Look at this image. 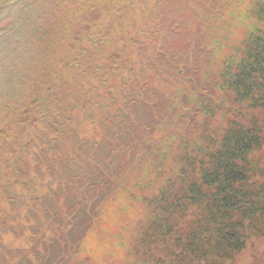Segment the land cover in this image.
Listing matches in <instances>:
<instances>
[{
    "label": "trees",
    "instance_id": "trees-1",
    "mask_svg": "<svg viewBox=\"0 0 264 264\" xmlns=\"http://www.w3.org/2000/svg\"><path fill=\"white\" fill-rule=\"evenodd\" d=\"M174 5L179 20L168 10L169 26L131 34L89 1V58L74 48L69 62L87 68L89 92L79 66L70 104H46L74 130L48 126L40 99L0 107V138L13 144L0 156V225L29 230L33 248L21 253L32 264H85L84 237L120 226L116 205L140 214L108 233L122 264H264V0ZM71 12L75 27L84 11L71 2ZM55 214L67 224L58 233Z\"/></svg>",
    "mask_w": 264,
    "mask_h": 264
},
{
    "label": "rangeland",
    "instance_id": "rangeland-1",
    "mask_svg": "<svg viewBox=\"0 0 264 264\" xmlns=\"http://www.w3.org/2000/svg\"><path fill=\"white\" fill-rule=\"evenodd\" d=\"M22 3H26V2L22 1ZM63 10L64 9L62 7L58 8V11L55 13L56 18L58 17L60 13L63 12ZM39 12L40 10L28 8L22 14L17 13L16 14L18 17L17 23L19 24L20 27L16 34V37H13L11 39L10 38L1 39L2 37L0 38V66H2V71L0 70V78L2 77V79L0 80V88H1V92H4L5 96H7V92L9 90V87L7 86L6 82H12V78L15 84H22V83L28 82L27 90L25 88V91L29 92L30 90L33 89V90H36V94H37L39 88L34 89V87L36 86V83L45 79V76L41 71V68L44 66V62L49 60L50 57L51 58L56 57L55 52H57V54H60L62 48H59V47L62 46L64 48L66 44V40L62 37L60 33L57 36H54L52 35L50 29L48 27H45L40 38L39 36L35 38L34 46L33 48L31 47L30 41H29V36H30L29 30L31 28V23L25 25L22 22L24 19L34 17V15ZM7 14L8 13H4L3 15H1L0 21L3 18L7 17ZM3 31L4 29L0 30V35L3 33ZM8 46H9V49L5 48ZM10 64H13L16 67V70L12 75H9V73L11 72V70L9 69ZM58 92L63 93L61 91V88ZM65 99H61V100H65ZM77 114L78 113L75 111L70 113V115H73L78 121L83 120L85 118L84 113L78 114L79 116ZM33 126L35 127L34 124ZM63 128L65 131L74 130L73 126L72 127L63 126ZM33 134L34 133H32V135ZM67 145H69V142H67ZM5 149H9V150L13 149L12 140H8V139L5 140L1 137L0 138V156L2 154V150H5ZM65 149H69V148H65ZM37 165L38 164H36V166ZM87 184H89V181L87 182ZM116 195H117L116 192H111L106 198L110 201H114V197H116ZM108 205L109 204L106 205L105 210H107ZM124 205H128L131 207L132 203L130 202L129 204V202L126 201ZM127 209H124V211H121V209L117 207V205L113 208V213L115 215V222L117 221V223H119L120 226L123 225L129 228H133L135 222L140 218V214L136 213V210L131 211L130 208H127ZM127 216L130 217V219L127 218ZM103 227L109 228L107 225H104ZM116 228L117 226L114 224L113 228L111 227V230L114 231V229ZM102 236L104 237V229H102ZM4 240L6 242L10 240L12 244L14 245L19 244L18 240L14 241L13 237L10 235L6 236ZM95 241L97 242L98 240H95ZM83 242L84 244L88 243L86 239H84ZM103 246H104V239L98 242L96 246V251L99 252L103 248ZM86 248L90 251L92 250L90 237H89V244L86 246ZM89 264H122V263H120L117 260V258L114 256L100 254V253H92V258L89 260Z\"/></svg>",
    "mask_w": 264,
    "mask_h": 264
}]
</instances>
